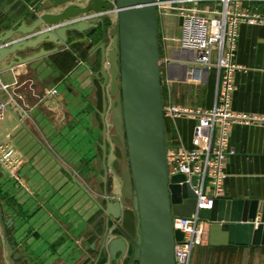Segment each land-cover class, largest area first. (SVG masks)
Masks as SVG:
<instances>
[{"label": "crops", "instance_id": "obj_1", "mask_svg": "<svg viewBox=\"0 0 264 264\" xmlns=\"http://www.w3.org/2000/svg\"><path fill=\"white\" fill-rule=\"evenodd\" d=\"M86 1L0 0V33L22 21L30 24L36 14L58 13ZM198 6L218 7L217 0H199ZM238 11L257 21L239 25L231 108L251 120L230 127L229 145L236 152L225 161L227 177L219 198L264 201V22H259L264 19V0H243ZM158 19L163 104L206 109L210 68H203V84L188 83V65L196 54L181 47L182 18L172 11ZM115 24L114 17L108 18L109 27ZM68 36L58 51L34 61L10 69L5 65L11 57L0 63V84L8 86L5 95L15 96L11 106L19 116L7 115L12 126L8 139L19 163L14 174L0 165V205L4 215L14 219L10 243L28 264H82L96 255L91 244L101 225L97 200L105 190L103 113L106 105L109 111L111 97L96 77L100 53L92 55L85 43H75L82 34L70 31ZM54 47L44 42L18 54L26 57ZM52 88L56 95L49 93ZM165 122L168 153L194 147L195 116L168 117ZM119 182L112 174L108 193L118 192ZM206 230L189 264H264V245H211L209 223ZM0 234L2 241L1 227Z\"/></svg>", "mask_w": 264, "mask_h": 264}, {"label": "water", "instance_id": "obj_2", "mask_svg": "<svg viewBox=\"0 0 264 264\" xmlns=\"http://www.w3.org/2000/svg\"><path fill=\"white\" fill-rule=\"evenodd\" d=\"M154 0H87L70 4L58 13L35 15L27 24H15L0 33V63L10 69L49 55L67 44L68 33L75 31L89 53H100L101 68L96 77L102 81L106 96L111 97L103 113L104 196L108 179H119V198L97 200L101 211L100 229L94 230L91 249L96 254L82 264H176L175 246L183 233L174 229L176 216H190L196 209L192 184L183 174L169 176L166 148V122L163 108L159 19ZM117 10L116 24L108 18L50 29L51 25L89 11ZM53 49L40 48L22 57L18 52L38 49L44 43ZM217 68L211 67L206 92V109L215 102ZM1 92L0 99L4 100ZM8 111L19 116L7 105ZM108 127L113 129L108 133ZM72 177L80 185L76 175ZM90 193V192H89ZM260 214V215H258ZM200 216L209 223L211 245H264V201L217 198ZM0 227L7 264H28L14 242L12 216H5L0 205Z\"/></svg>", "mask_w": 264, "mask_h": 264}, {"label": "built area", "instance_id": "obj_3", "mask_svg": "<svg viewBox=\"0 0 264 264\" xmlns=\"http://www.w3.org/2000/svg\"><path fill=\"white\" fill-rule=\"evenodd\" d=\"M199 0H154L157 16L168 12H178L182 18L180 44L183 49L195 51V61L188 65L187 82L203 84V68H217L215 102L211 109H188L172 103L163 104L165 119H175L182 115H193L197 123L193 129L192 149L182 148L168 153L169 176L183 174L185 183L192 184L197 176V184L192 185L196 194V209L190 216H176L174 229L183 233V239L176 243V264H189L193 249L200 245L206 235L207 221L200 216L201 209H209L213 201L220 197L224 180L225 161L235 154L229 145V130L232 124L248 122L251 117L236 114L231 108V96L235 90L232 75L238 68L233 63L239 37V25L243 21L255 23L257 20L238 11L243 0H217L216 9L200 8ZM100 16L117 18V10L103 12L89 11L51 25L50 29L78 23L95 21ZM264 22V19H259ZM80 64L84 63L82 60ZM7 85H1L4 100L0 99V127L10 112L7 105L16 102L15 96H7ZM50 94L56 95L52 88ZM43 97H46L45 95ZM12 127L0 130V165L15 173L19 160L15 158V148L8 136ZM111 200L119 198L118 193H108ZM103 197V198H104Z\"/></svg>", "mask_w": 264, "mask_h": 264}, {"label": "rangeland", "instance_id": "obj_4", "mask_svg": "<svg viewBox=\"0 0 264 264\" xmlns=\"http://www.w3.org/2000/svg\"><path fill=\"white\" fill-rule=\"evenodd\" d=\"M197 86H198V85H197ZM199 88H200V87H199ZM8 127H12V126H11V122H10L8 116H7V118H6L5 122H4V124L0 127V130H1L2 128H8ZM116 193H117V192H116ZM0 235H1V234H0ZM2 241H3V236H2ZM2 241L0 240V248H1V246H2ZM3 253H4L3 250H1V251H0V264H7V263H6V259H5V255H4Z\"/></svg>", "mask_w": 264, "mask_h": 264}]
</instances>
